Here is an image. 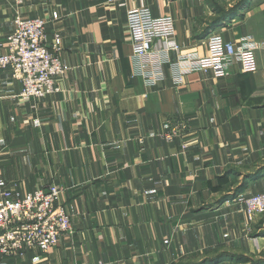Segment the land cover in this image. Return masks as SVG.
Returning <instances> with one entry per match:
<instances>
[{"label": "crops", "instance_id": "obj_1", "mask_svg": "<svg viewBox=\"0 0 264 264\" xmlns=\"http://www.w3.org/2000/svg\"><path fill=\"white\" fill-rule=\"evenodd\" d=\"M236 4L237 16L215 30L264 45V0L227 6ZM138 6L173 18L182 52L206 53L207 0H0V54L16 14L42 17L46 44L60 35L69 66L59 90L40 100L21 98L20 81L0 69V189L56 184L71 212V231L54 247L0 255V264H179L212 250L264 249L262 233L246 235L223 211L225 199L199 209L221 192L225 173L264 164V46L254 71L232 59L226 77L193 71L179 85L165 63L148 85L126 34V11ZM180 121V135L160 136ZM262 192L264 179L239 194L245 219V198Z\"/></svg>", "mask_w": 264, "mask_h": 264}, {"label": "built area", "instance_id": "obj_2", "mask_svg": "<svg viewBox=\"0 0 264 264\" xmlns=\"http://www.w3.org/2000/svg\"><path fill=\"white\" fill-rule=\"evenodd\" d=\"M46 22L42 17L25 18L16 14L13 30L7 36L6 52L0 54V69H9L11 77L21 83V98L40 100L57 92L56 78L69 70L58 55L61 36L54 35L51 48L46 44ZM126 34L148 85L163 76L165 63L174 67V79L179 85L183 84L185 75L193 71L210 72L215 78L226 77L232 59L246 71H254V53L264 46L252 36L235 43L212 30L205 38L204 55L182 52L174 40L173 18L155 16L148 6L126 11ZM159 42L161 45L155 49V43ZM172 52L176 54L174 60L170 56ZM184 128L185 123L180 121L160 136L171 141ZM139 142L143 143V137ZM61 190L56 184L31 191L14 187L0 189V255L21 259L29 250L47 252L57 244L60 235L71 231V212L59 200ZM262 213L264 192L247 196L244 200L246 219L252 221L255 215ZM253 240L255 244L256 238Z\"/></svg>", "mask_w": 264, "mask_h": 264}, {"label": "rangeland", "instance_id": "obj_3", "mask_svg": "<svg viewBox=\"0 0 264 264\" xmlns=\"http://www.w3.org/2000/svg\"><path fill=\"white\" fill-rule=\"evenodd\" d=\"M207 1L210 4H212L213 12H214V7L216 8L215 12L217 11V9L228 10L230 8L237 7V4L235 6L234 5L227 6L229 4L230 0H207ZM214 16H215V13H214ZM240 178H241L240 176H237L234 173L233 174L231 173L230 175L228 174L227 177L222 181L221 185L217 188L218 190L221 191L220 193H218L216 195L217 197L215 196L212 199H209V200L207 199L206 201H204V206H201L199 209L212 208L214 205V202H216L217 199H218V201H220V199L222 197H224V195H226L227 199H225V201H222V202L223 203L225 202L228 205L224 208L223 211L230 212L233 214V216L235 217L234 224L241 226V228L243 229V232L246 235L250 236V234H252V233H255V234L262 233L263 234L264 233V213L256 215L254 220H252V221L245 219L243 216V213H242V205H240L239 199H237L239 194L236 196L234 195V193H235L234 189L237 188L238 185H240V184H238V179H240ZM262 179H264V174H262L261 177H258L256 180L261 181ZM1 188H3V187H1ZM242 216H243V218H242V221L240 222L239 217H242ZM221 226H222V224H221ZM244 229H246V230H244ZM257 231H259V232H257ZM255 250L259 251L260 255H256L254 253H250V252H247L244 250H239L238 252H233V251H228V252L229 253L244 254L247 257L251 258V260L258 259V257L262 258V256H264V249L259 250V247H257ZM221 251H224V250H221ZM219 252L220 251H217V250L207 251L206 254L200 255L199 256L200 258H195V259H193V261H200L204 258L213 257ZM222 262H225V263L228 262V264H243V263L232 262L230 260L222 261ZM219 263H221V262H219ZM219 263H216V264H219Z\"/></svg>", "mask_w": 264, "mask_h": 264}, {"label": "trees", "instance_id": "obj_4", "mask_svg": "<svg viewBox=\"0 0 264 264\" xmlns=\"http://www.w3.org/2000/svg\"><path fill=\"white\" fill-rule=\"evenodd\" d=\"M215 9L216 8L214 7L215 16L214 18H212L210 21L207 22L206 28L204 29V35H207L210 31L221 27L223 24H226L238 14L237 7L230 8L228 10L217 9L216 12H215ZM235 174L240 175L239 173H235ZM262 174H264V164L256 167L254 170L248 173L242 174L240 185H238V187L234 189L235 190L234 195L236 196L240 194L250 180H256L258 177H261ZM227 175L228 174L225 173L224 177H226ZM226 198H227L226 195H224V197H222L220 201ZM260 258L261 257H258V259L251 260V258L247 257L244 254L220 251L215 256L210 257V258H204L200 261L189 260L187 262H183L179 264H216V263L227 261V260H230L236 263H243V264H264V256H262L261 259Z\"/></svg>", "mask_w": 264, "mask_h": 264}]
</instances>
